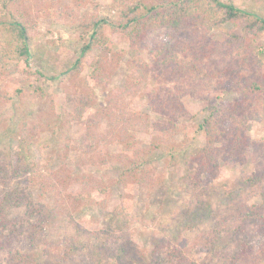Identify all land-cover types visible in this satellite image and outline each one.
Instances as JSON below:
<instances>
[{
	"label": "rangeland",
	"instance_id": "1",
	"mask_svg": "<svg viewBox=\"0 0 264 264\" xmlns=\"http://www.w3.org/2000/svg\"><path fill=\"white\" fill-rule=\"evenodd\" d=\"M66 2L68 5L63 9L72 16L60 18L56 13L60 0H54L53 5L48 0H21V10L33 21L29 43L31 58L28 64L22 61L0 63V93L8 95V100L0 98V162L10 165L21 161L37 178L63 171L74 173L84 178L69 184L64 193L82 192L86 186L80 182L91 179L92 184L107 187L108 197L102 205L78 204L77 209L71 206L69 213L44 228L45 241H27V252L43 262L46 258L43 243L49 246L50 252L58 249L61 253L75 230L85 225L104 232L100 238L92 237V242L99 245L105 233L113 231L109 220L116 207H123L133 222L129 227L132 245L124 251L121 249L123 257L137 253L147 261L154 241L159 239L175 237L192 243L215 226L216 210L229 204L224 193H237L248 199L250 189L243 184V179L264 172V159L251 149H243L239 159L228 162L224 157L225 144L217 143L218 169L193 184L195 173L189 165L204 143V136L185 139L214 111L217 102L233 103L238 91L254 80L257 73L260 77L256 78L264 82V34H246L240 21L205 27L197 32L155 30L133 49L143 61L152 63L153 51L166 53V48H171L177 61L190 65L185 69H190L187 80L171 82L154 74L142 81L134 79L137 89L124 98L120 94L126 87L125 69L134 64L128 57L126 44L117 46L114 50L117 54L101 77L91 78V63L99 55L105 57L106 51L92 53L82 61L78 71L72 68L89 36L76 26L78 19L90 15L117 22L121 8L113 0ZM232 2L240 8L264 14V0ZM4 36L0 28V45H5ZM171 59L172 55L167 54L164 62ZM117 60L120 66H116ZM176 86L182 87L184 92L185 113L177 121V133L165 135L155 127L164 121L154 111L153 102L159 99V93H174ZM115 96L123 99L122 106L126 110L133 106L135 111L149 118L148 132L135 135L139 138L136 145L143 155L146 185L131 179L121 180L116 161L110 166L86 162L100 149L106 157L128 154L123 146L109 138L107 133L111 127L105 113H101ZM249 100L251 111L264 123V93L254 94ZM35 126L40 133L32 136L29 145H24L20 140L22 129ZM93 136L96 137L91 139ZM157 137L167 141L169 146L153 148L152 142ZM48 193L36 187L32 189L33 201L43 215L50 214L54 205ZM66 200L72 205L69 198ZM260 202L259 197L250 200V203ZM11 215L22 216V209H14ZM31 223L37 221L33 219ZM226 238L223 242L234 247L233 239ZM223 242L220 240L215 247L221 248ZM191 255L200 264H213L209 252L194 248ZM121 258L110 264H126Z\"/></svg>",
	"mask_w": 264,
	"mask_h": 264
},
{
	"label": "trees",
	"instance_id": "2",
	"mask_svg": "<svg viewBox=\"0 0 264 264\" xmlns=\"http://www.w3.org/2000/svg\"><path fill=\"white\" fill-rule=\"evenodd\" d=\"M48 1L53 5L54 0ZM113 2L121 8L117 22L90 15H85L76 22V26L89 36L80 48L78 59L73 63L72 68L78 71L82 61L92 53L106 51L105 57L99 55L91 63V78L101 77L104 71L108 70L113 56L117 54L114 51L117 46L126 44L128 57L134 61V64L125 69L126 87L120 94L124 98L137 89V87L134 88V79L142 81L154 74L157 78L166 77L171 82L187 80L190 69L188 71L185 69L190 65L187 62L177 61V55L171 48H166V53L153 51L152 63L143 61L139 52L133 49L134 45H141L155 30L197 32L205 27L213 28L227 22L240 21L246 34L251 33L254 36L264 34V14L240 8L232 0H113ZM60 3L59 11H56L58 16L71 17V13L63 9L68 2L60 0ZM22 5L21 0H0V28L6 36L5 45H0V63L7 61L18 64L22 61L28 64L31 58L29 43L33 21H30L29 16L21 10ZM232 36L238 38L236 35ZM167 54L172 55V59L165 63ZM117 63L116 66H120L118 60ZM254 77V80L249 81L243 89L238 91V97L233 103L224 105L217 102L214 105V111L209 113L193 134L189 135L190 137L185 138L193 140L197 135L204 136V143L192 157L189 165L195 173L193 184L201 180V176L213 175L218 169L219 154L215 147L217 143L225 144L224 157L228 162L239 159L245 148L251 149L264 159V123L257 113L251 111L249 100L254 94L264 93V82L257 79L260 77L258 73ZM174 90V93L168 92L164 95L159 93V99L153 102L154 111L164 121V123H157L155 127L157 132L165 135L177 133V121L185 113L182 87L176 86ZM120 96L111 99L101 113H105L111 127L107 133L111 136L109 138L123 146L128 154L106 157L102 155L100 149L95 157L87 159L86 162L110 166L116 161L121 180L131 179L146 185L145 172L142 168L143 155L136 145L139 138L135 135L144 131L148 132L149 118L135 111L133 106L131 108L128 106L129 110H126L122 106L123 99H119ZM0 98L8 100V95L0 93ZM40 131L37 126L34 129L23 128L20 133L21 142L29 145L32 136L38 135ZM94 137L96 136L91 139ZM96 141L99 143L100 138ZM166 142L157 137L152 145L155 149H164L169 146ZM24 158L26 159L27 156ZM83 178L74 173L68 174L66 171L37 178L31 168H26L21 161L10 165L0 162V179L2 180L0 185V264H110L116 258H121L124 249L131 248L129 239L132 233L129 227L133 223L132 219L123 207H116L111 212L109 220L113 231L105 233V239L99 245L92 242V237L100 238L104 232L85 225L75 230V234L66 241L61 253L58 249L50 252L49 246L43 243L46 253L43 262H39L37 256L27 252L25 247L27 241L35 243L45 241L44 228L48 223L51 224L53 220L69 213V210L73 208L77 209L78 204L93 207L104 203L108 197L107 187L102 184H92L91 182L94 181L91 179L86 183L84 180L80 182L86 186L82 192L70 195L64 193L69 184ZM242 182L250 189L248 199H243L237 193H224L229 204L216 210L215 226L209 233L201 234L192 243L175 237L156 240L147 261H144L143 257L137 253L129 258L124 255L121 259L126 264H200L191 255L196 248L209 252L213 264H262L264 260V172L243 179ZM35 187L49 191L48 194L52 195L54 205L50 214L43 215L42 209L39 211L33 201L32 189ZM254 197H259L261 202L250 203ZM68 198L72 205L67 202ZM20 208L23 212L22 216L11 215L14 209ZM33 219L37 221L36 224L31 223ZM226 237L233 239L234 247L223 242L224 238L226 241ZM220 240L224 244L217 249L215 246H219Z\"/></svg>",
	"mask_w": 264,
	"mask_h": 264
}]
</instances>
